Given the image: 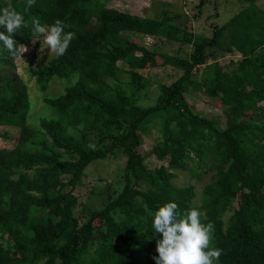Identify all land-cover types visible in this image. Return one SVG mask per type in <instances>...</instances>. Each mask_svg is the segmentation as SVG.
<instances>
[{"label": "trees", "instance_id": "1", "mask_svg": "<svg viewBox=\"0 0 264 264\" xmlns=\"http://www.w3.org/2000/svg\"><path fill=\"white\" fill-rule=\"evenodd\" d=\"M108 1L35 0L27 7L26 0H0V8L15 9L28 24L15 35L20 44L31 45L34 18L60 20L72 33L64 55L41 68L31 60L43 91L56 77L79 75L64 95L45 99L58 116L32 129L20 56L0 45V127L20 129L16 147L0 149V264H156L160 235L152 233L151 216L170 201L182 212L199 209L202 223L214 225L210 247L222 250L217 264H264V10L258 0H201L200 10L213 4L218 14L225 1L234 14L208 37L173 24L179 15L145 19ZM141 36L189 45L192 53L160 54L131 40ZM235 52L241 59L230 63L232 71L214 62L212 77L200 84L226 109L221 130L195 113L186 94L197 87L194 70ZM167 66L182 76L164 86L155 106L142 108L136 100L149 82L143 72ZM121 73L129 84L114 86ZM151 117L160 118L162 130L151 155L168 167L151 169L139 153ZM119 152L127 156L122 191L81 223L76 192L86 169ZM179 170L199 178L214 173L201 206L194 205L192 186L174 185Z\"/></svg>", "mask_w": 264, "mask_h": 264}, {"label": "rangeland", "instance_id": "2", "mask_svg": "<svg viewBox=\"0 0 264 264\" xmlns=\"http://www.w3.org/2000/svg\"><path fill=\"white\" fill-rule=\"evenodd\" d=\"M108 2L109 7H114L122 12L145 19H161L164 14H167L169 17L179 15L180 17L173 20L172 23L177 24L181 28L186 27L189 32H193L198 36L211 37L213 25L217 23L225 24L234 15L231 13L232 6L229 2L227 4L225 1L218 14L215 12L213 4H206L200 10L201 0H109ZM256 4L264 10V0H258ZM240 9V7H236L235 12ZM131 40L140 43L150 50L168 56L188 58L192 53V47L189 45L169 42L157 37H131ZM26 47L27 51L16 62L17 74L28 86L30 95L31 110L28 113V125L32 129H40L39 125L42 118L50 120L58 116L56 110H53L45 103V99H56L64 95L66 88L75 85L79 80V75L75 74L71 78L66 79L56 77L48 85L47 90L43 91L38 85L36 78L30 73V62L35 58L36 68H41L57 56L55 54L49 56V49L44 50L46 46L41 47V52L44 50V55L40 56V43L38 41ZM217 58L215 61L209 60L206 65L198 68L197 71L194 70L192 81L197 87L189 88L186 97L196 114L215 121L218 127L224 130L228 120L226 109L217 105V99L209 97L205 92L206 87L202 88L201 85L205 84L212 77L216 62L223 68H229L228 70L232 71L234 67H229L230 63L240 60L241 55L238 52L233 54L227 53L225 55L218 53ZM122 65L120 64V66ZM143 74L149 82L142 88L136 101L142 108H150L157 104L164 86L170 85L179 79L183 71L167 66L151 68L144 71ZM118 77L119 81L112 82L114 86L129 84L130 79L128 75L121 73ZM73 134L76 135L77 139L81 138V132H73ZM19 137V128L0 127V149H14ZM142 137L143 145L139 148V153L145 156L146 165L151 169H159L161 166L168 167V162H162L151 155L155 142L162 139L160 118L151 117V120H148L144 125ZM90 138L93 139L94 136L91 135ZM126 161L127 156L119 152L109 155L104 160L93 162L86 169L85 176L78 185L76 192L79 197V205L75 211V216L81 223L86 222L93 212L103 210L111 201L117 199L125 184ZM213 174V172L205 173L199 178L193 176L190 171L179 170L175 173L176 177L173 183L177 188L192 186L196 194L193 202L194 205L199 207L201 206L202 199H204V188L213 182ZM145 187L148 189V185H145ZM234 206L237 208L238 204L235 203ZM229 215L230 213L227 214V216Z\"/></svg>", "mask_w": 264, "mask_h": 264}, {"label": "clouds", "instance_id": "3", "mask_svg": "<svg viewBox=\"0 0 264 264\" xmlns=\"http://www.w3.org/2000/svg\"><path fill=\"white\" fill-rule=\"evenodd\" d=\"M35 0H26V6L31 7ZM28 24L22 13L10 7L0 8V45L13 56H21L27 47L18 43L16 33ZM62 21L42 24L39 19L31 21V42L40 43V56L49 49V56H62L68 49L72 39L71 32L64 31ZM46 46L41 52V47ZM202 213L197 208L181 211L174 201L159 206L151 216L153 235H160L156 240L158 256L154 257L156 264H217L221 249L210 247L214 231L212 223L204 224Z\"/></svg>", "mask_w": 264, "mask_h": 264}]
</instances>
